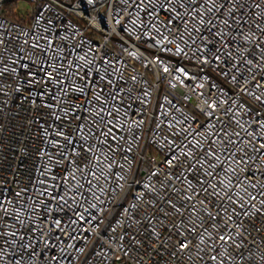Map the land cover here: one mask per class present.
I'll list each match as a JSON object with an SVG mask.
<instances>
[{
  "label": "built area",
  "instance_id": "obj_1",
  "mask_svg": "<svg viewBox=\"0 0 264 264\" xmlns=\"http://www.w3.org/2000/svg\"><path fill=\"white\" fill-rule=\"evenodd\" d=\"M0 0V264H264V0Z\"/></svg>",
  "mask_w": 264,
  "mask_h": 264
},
{
  "label": "rangeland",
  "instance_id": "obj_2",
  "mask_svg": "<svg viewBox=\"0 0 264 264\" xmlns=\"http://www.w3.org/2000/svg\"><path fill=\"white\" fill-rule=\"evenodd\" d=\"M26 1H24V0H21L19 3H18V6H17V8H16V10L15 11H25V10H27L28 8H27V4L25 3Z\"/></svg>",
  "mask_w": 264,
  "mask_h": 264
}]
</instances>
